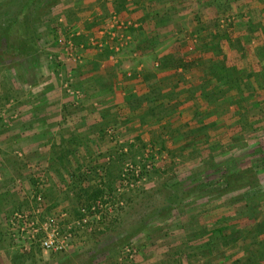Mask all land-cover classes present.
Segmentation results:
<instances>
[{
  "label": "rangeland",
  "instance_id": "1",
  "mask_svg": "<svg viewBox=\"0 0 264 264\" xmlns=\"http://www.w3.org/2000/svg\"><path fill=\"white\" fill-rule=\"evenodd\" d=\"M113 1L58 0L34 25L37 47L41 50L47 37L55 43L57 28L105 27L116 15L130 22L123 28L129 39L118 51L92 47L107 54L103 68L109 67L102 81L98 76L87 81L96 91L94 95L100 92L105 97L112 86L121 90L128 79H140L146 86L141 73L147 69L157 74L162 93L173 91L171 101L176 111L160 120L146 116L142 122L146 107L130 110L138 111L140 123L131 129L132 134L127 114L120 108L114 115L118 120L102 129L104 144L111 145L110 150L96 156L103 154L104 163L86 165L95 186L74 196L75 201L61 196L59 202L52 203L47 196L48 166L25 156L22 150L15 154L11 145L0 144V168L8 164L24 171L0 185V264H248L251 260L264 264V226L257 227L264 221V91L257 88L254 97L244 102L243 115L226 98L207 104L199 92L188 93L201 81L205 63L214 57L206 49L193 51L194 47H203L212 34L221 35L228 64L247 71L261 69L264 0H183L180 7L185 9L171 16L175 29L162 27L152 42L157 46L146 54L135 49L138 38L131 28L136 31L139 22L126 19L123 10L114 9ZM167 1L160 3L164 15L178 6ZM164 15L157 21L166 24L169 17ZM232 39H238L242 48L230 46L228 41ZM81 53L80 61H65L70 73L61 83L63 87L67 83L62 90L68 98L62 109L65 114H73V105L85 97L80 89L82 80L78 85L72 75L84 64L85 52ZM181 53L193 62L186 69L172 64ZM32 59L0 63V140L1 134L13 131L14 114L21 116V106L30 99L28 96L38 94L29 92L39 80V63L37 58ZM208 118L209 122L216 121L215 126L204 123ZM192 130L196 132L189 133ZM5 151L10 156H3ZM90 167H95L94 171ZM107 167L114 180L107 176ZM36 193L45 200L46 214L67 206L77 212L81 204L99 198L103 203L100 228L63 252L17 247L6 235L4 223L13 211L28 209ZM246 203L249 214L245 213ZM222 216L227 217L228 225L219 236L212 231ZM236 229L240 231L234 233Z\"/></svg>",
  "mask_w": 264,
  "mask_h": 264
},
{
  "label": "crops",
  "instance_id": "2",
  "mask_svg": "<svg viewBox=\"0 0 264 264\" xmlns=\"http://www.w3.org/2000/svg\"><path fill=\"white\" fill-rule=\"evenodd\" d=\"M166 1L160 0L158 2L148 3V0H140L139 4L143 8L141 10L139 8L140 5L136 4L137 2L135 0H128L129 5L126 4V9L122 13L126 19L137 21L140 24L141 22L137 19L143 13L148 14L147 20L143 24L141 23L143 29H137L135 31L134 26L131 28L134 30V36L136 35L138 38L135 45L137 52L141 54L152 52L149 40L153 38L156 27L159 29H162V27L175 29V23H172L173 17L171 16L174 11L178 9L183 11L185 9L184 6L180 7L183 0H171L174 5L178 4L177 9L174 7L176 10H173L172 7L167 11L168 14L164 15L165 12H161L162 8L160 3ZM94 10L97 11L98 8L91 10V13ZM162 15H164L163 17L166 16L169 18L166 20V24L160 25L157 19ZM87 19L89 17L84 18V20ZM99 28L102 27L92 25L89 28L87 27V29L83 28L85 30L83 35L78 37L77 41L75 39L76 44L80 46L84 45L79 50L85 52L84 64L80 65V69L75 70L74 74H72L73 80L77 81V84L80 79L82 80L83 83L80 85V89L85 92V97H81L79 104L76 106L73 105L75 112L73 114H67V112L65 114L62 112V109L66 107L68 98L62 92L64 87L61 83L64 77L70 76V73H67L68 64L66 62H61L59 66L54 67L55 65L53 64L56 62L48 60V54L51 53L56 57L60 54V48L53 43V38L50 39L47 37V40L43 42L45 46L42 45L37 55L39 80L31 86L32 91L29 89V92L38 94L27 95L30 99L26 100L21 106V116L17 117V114H14L16 119L14 120L13 128L11 127L13 131H10L9 134H1L2 139L0 140V144L5 143L6 146L11 145L14 148V152L16 151L15 154H21L17 150H22L25 156H33L36 158L35 160H40L39 163L48 166L47 196L52 203L59 202L61 196L69 201H75L76 198L74 196L89 191L95 186L92 183L93 175H90L86 165L104 163L103 154L98 158L96 156L104 150H110L108 147L111 145L104 144L103 137L105 135L102 129L104 125L118 120V116L114 115L119 113L120 108L127 114L126 118L128 119L130 133L134 134V131H131V129L138 127L140 124L138 111H130L124 101L125 93L142 94L147 91V87L144 83L140 82V79H128L124 82L125 86L123 85L121 90H116L112 86V91L105 93V97L100 92L94 95L96 91L87 83V81L92 80L93 76H98L102 81L103 77L107 76L106 71L109 72V67L103 68L106 66L105 64L108 60L107 54L100 50H95L92 48V44H88L90 33L96 32ZM88 67H93L95 70ZM118 88L120 87L118 86ZM180 107L182 108V106ZM209 120L208 118L207 122L204 123L212 125L216 123V121L209 122ZM3 122H7L6 117H3ZM170 124H173V122ZM177 124L180 126L184 123L179 122ZM184 126L187 127L186 124L182 127ZM103 146L104 148H102ZM4 153L5 155L3 156L9 155L7 151ZM18 160L21 161L22 159ZM7 166L8 164L0 168V185L5 184L6 180H14L17 174H23L24 172L19 167L15 166L16 168L12 169L10 166ZM94 168L90 167L91 171H94ZM110 172L109 167H107V176H109L110 180H114L115 177ZM32 179L31 182H34V179ZM79 190L81 191L79 192ZM70 208L68 206L66 207L70 212L76 214V209Z\"/></svg>",
  "mask_w": 264,
  "mask_h": 264
},
{
  "label": "trees",
  "instance_id": "3",
  "mask_svg": "<svg viewBox=\"0 0 264 264\" xmlns=\"http://www.w3.org/2000/svg\"><path fill=\"white\" fill-rule=\"evenodd\" d=\"M58 0H2L0 2V63H18L21 61L36 60L37 55L40 52V48L37 47L38 33L34 26L36 22L42 20L43 16L48 14L50 8ZM139 4L140 0H135ZM160 0H148V3L158 2ZM177 1V0H176ZM181 1V0H180ZM128 0H114L113 7L117 11H122L126 9V4ZM106 4V2H103ZM182 3V2H181ZM180 3V4H181ZM140 5V4H139ZM138 5V6H139ZM139 8L142 10L141 5ZM148 14L143 13L137 20L142 24L147 20ZM141 23L138 24V29H143ZM160 24H164L161 21ZM155 34L153 38L149 40L151 49L155 46L153 41L157 40V36L161 29L155 28ZM211 39H209L203 47L197 49L194 47L193 51L201 52V50L206 49L214 55L213 58L209 59L203 67L201 81L198 85L192 87L188 93L199 92L200 96L204 99L207 104L213 103L215 101L221 100L222 98L228 99L235 106L237 105L238 114H245L244 102L251 100L255 92L258 89L264 91V55L261 56L262 67L258 71H247L238 69L234 65H230L226 62L225 53H223L221 35L212 34ZM230 46H234L236 49H241L242 45L238 44V39H232L228 41ZM264 47V45H263ZM185 54H187L184 51ZM179 54V56L174 58L172 64L174 67H181L186 69L189 64L192 65L186 59L187 55ZM201 65V64H200ZM164 65L160 68L163 69ZM142 79L146 83L147 91L142 94L128 93L124 99L126 105L130 110H136L140 107H146L144 113L141 117L148 116L155 120H160L176 111V106L172 105V93H162L161 84L157 74L151 72L150 70H142ZM258 88V89H257ZM178 106V104H177ZM207 112V110H206ZM170 125H165L168 128ZM205 130V127L202 126ZM194 133L196 130L189 131V133ZM224 176V175H223ZM227 178V175L225 176ZM97 193L100 190L96 191ZM245 213H250L245 205ZM245 217L249 218V215ZM227 220L226 216H222L217 221L218 224L214 231L218 233L219 236H223V231L228 225L225 223ZM222 222L224 224H222ZM264 226V221L257 224V227L261 229ZM240 229H236L233 232L236 233ZM256 261H249L248 264H257Z\"/></svg>",
  "mask_w": 264,
  "mask_h": 264
},
{
  "label": "built area",
  "instance_id": "4",
  "mask_svg": "<svg viewBox=\"0 0 264 264\" xmlns=\"http://www.w3.org/2000/svg\"><path fill=\"white\" fill-rule=\"evenodd\" d=\"M59 21L61 22L62 19L60 18ZM129 24L130 22L126 23L122 18L113 15L105 27L97 29L89 36L88 44L100 49L107 47L118 51L129 39L123 30L128 28ZM84 32L82 28L66 30L57 28L54 41L60 48V54L54 57L49 53L48 60L57 63L68 59L74 62L80 61L82 53L79 48H83L84 45L76 44L75 39L81 37ZM66 86L67 83L64 87ZM31 200L28 209L13 211L4 223L6 235L21 249L29 250L35 246L44 252H63L73 247L77 240L100 228L103 203L99 198L81 204L76 214H72L68 209L46 214L45 200L40 193L32 195ZM127 252H130L129 249Z\"/></svg>",
  "mask_w": 264,
  "mask_h": 264
}]
</instances>
